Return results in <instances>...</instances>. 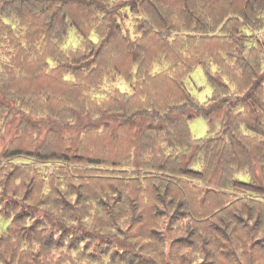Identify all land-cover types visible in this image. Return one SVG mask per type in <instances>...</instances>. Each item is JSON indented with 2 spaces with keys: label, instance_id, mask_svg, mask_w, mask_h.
<instances>
[{
  "label": "trees",
  "instance_id": "trees-1",
  "mask_svg": "<svg viewBox=\"0 0 264 264\" xmlns=\"http://www.w3.org/2000/svg\"><path fill=\"white\" fill-rule=\"evenodd\" d=\"M90 1H97L103 8L111 3L0 0V30L11 47L9 61L0 66V155L34 157L46 163L61 161L68 166L59 167L53 174L51 195L46 200L47 195L39 194L36 205L68 206L66 214L60 207L57 217H51V223L63 232L59 246L83 252L86 244L101 241L100 230H91V226L95 227L89 221L94 205L103 202L99 197L114 187V218L121 220L128 214L131 220L127 229L117 221L111 226L121 244L101 241L102 244L124 249L127 243L132 247L127 254L142 256L145 252L153 258L160 250L155 248L154 230L145 227L146 221L160 222L161 216H170V224L174 225L169 226L170 237L175 233L173 229L186 232L190 227L195 235H206L208 246L221 244L224 254H211L206 249L201 252L206 258L222 255L225 264H264L259 262L261 255H253L244 242L238 249L227 248V222L217 218L233 206L242 214L249 205H260L237 198L236 190L264 195V67L256 59L248 60L260 47L254 32L264 29V0H175V4L170 0H140L145 16L143 34L133 39L124 35L123 26L113 16L105 20L107 26L97 24L98 42L86 37L87 29L77 20L80 14L76 13L74 19L69 12L70 7L81 11L79 5L90 10ZM125 7L131 8V4ZM111 8L120 9L116 5ZM173 12L182 18L178 20L179 27L184 26L180 35L171 34L175 29L169 19ZM134 13L137 14L135 6ZM8 19L18 25L5 22ZM152 27L169 34L157 35ZM73 28L85 39L78 48L64 50L58 36ZM192 32L203 36H193ZM115 35L118 39L114 41ZM184 43L186 50H178L176 45ZM191 43L203 45V51L187 47ZM112 48L119 50L107 51ZM239 52L245 53L247 62L241 58L243 66L238 59L229 62ZM156 62H164L165 69L155 71ZM236 63L237 67L229 66ZM199 66L206 71L213 90L212 97L204 103L192 95L182 77ZM106 77L114 83L123 78L131 84L130 91L116 89L95 108L77 95ZM244 78L250 82L247 84ZM41 110L47 112L46 116H39ZM85 111L90 115L96 112L100 121H91ZM200 117L206 119L210 131L197 139L189 124ZM59 126H64V135L56 133ZM78 165L112 169L107 174L113 169L123 172H112L117 173L115 177L84 175L77 179L73 174L77 169L71 167ZM61 172L66 174L62 180L56 177ZM240 172H246L250 182L237 179ZM129 177L132 178L128 180ZM61 190L65 191L62 203L51 201L52 194L58 196ZM35 194L36 189L30 190L24 199L27 204L22 206L28 210L35 207L28 204ZM183 215L189 218L187 223L177 226ZM198 217L202 219L198 221ZM61 219L77 228L70 232L69 227L63 229ZM66 238H70L69 246L65 245ZM178 244L182 243H172L168 252L164 249L166 264L189 261L182 254L183 247L178 253ZM192 264L198 262L194 260ZM209 264H216L215 260Z\"/></svg>",
  "mask_w": 264,
  "mask_h": 264
},
{
  "label": "rangeland",
  "instance_id": "rangeland-1",
  "mask_svg": "<svg viewBox=\"0 0 264 264\" xmlns=\"http://www.w3.org/2000/svg\"><path fill=\"white\" fill-rule=\"evenodd\" d=\"M109 1L111 2L109 5H103L105 8H103L102 5L97 1H90L87 3L91 6L90 10H87L84 6L79 5L81 11H78L75 7H70L69 12L72 17L74 16V19L76 13L80 14L77 20H80V23L84 25L85 29H87L88 33L86 34V37H90V39L95 42H98L100 38L96 34V30L99 27L97 24L107 26V21L105 20H107L108 17L112 19L113 16H117V20L123 26L124 35H130L132 39L140 37L143 34L144 29V23L142 20H145L142 9L144 7H142L140 0ZM170 3L175 4L176 1L170 0ZM127 4H131V8H126L125 5ZM114 5L120 9L115 10L111 8ZM134 6L137 14L134 13ZM101 10H103L104 13H102ZM169 19L173 20L171 24H173V27H175L171 34L180 35L181 33L179 31L184 30V26L179 27L180 23L178 20H182V18L173 12ZM154 20L158 21L157 17H154ZM113 21L115 22L116 19ZM5 22L11 23L14 26L18 25L13 19L5 20ZM57 23L59 26L61 25V22L58 21ZM152 30L157 33V35L169 34V32L165 29L161 30L156 27H152ZM2 34L3 33L0 30V66L1 64L9 61L7 54L11 48L9 46L8 38L4 37L5 34ZM254 34L259 39L260 47L257 53L253 54L255 56L252 60L250 55L246 56H248V60L250 61L256 59L258 63L264 67V29L259 32H254ZM192 35L199 37L201 34L199 35L192 32ZM47 36L49 37V35ZM202 36L203 35H201V37ZM84 39L85 38L83 36L81 37L75 28L70 29L66 35L59 34L58 36L60 47L64 50L78 48ZM117 39L118 35H115L112 38L114 41ZM176 46L178 47V50H186L185 43L177 44ZM201 46L203 45L191 43L187 47L196 48L198 52H201L203 51ZM115 50L119 49L112 48L111 50L107 51ZM244 54V52L234 53L231 59H229V62H237L238 59L240 61L238 64L243 66L241 64V58H243ZM243 59L244 62H247L245 58ZM261 61L263 62L262 64ZM156 64L157 65L154 67L155 71L165 69L164 62L161 64L156 62ZM229 66L237 67V63L234 66ZM213 70H215V68H213ZM262 72L264 73L263 69ZM239 73L240 70H238L237 75ZM182 77H184L183 81L185 85H187L192 95L199 102L204 103L212 97L213 90L208 82L206 71L202 67H196L189 75L183 74ZM244 79L247 80V84L250 82L248 78ZM115 82L116 83H114L110 77H106L100 82V84H97L95 87L87 90H80L77 95H81L83 98H85L91 107H98V104L107 101L113 94V91L116 89H120L124 92L130 91L131 84L125 81L123 78H117ZM46 113L47 112L41 110L39 116H46ZM84 115L87 118H91V121L93 122L100 121V118L97 116L96 112H93V114L90 115L89 111H85ZM57 121L62 122L64 120L58 119ZM189 127L192 136L197 139L206 137L210 131L208 122L203 117L196 118L191 121ZM63 128L64 126L57 127L56 133L59 135H64ZM67 132L69 133L71 130H68ZM64 166L66 165H63V162L61 161H49L46 163L39 162L34 157L18 156L15 158H4L0 155V264H70L72 262H74V264H166L168 262V258L164 249L168 252L169 246L176 241L182 243L177 245L178 253L183 247L182 254H185V256L189 258L188 262L183 263L182 261L183 264H192V261L194 260L198 262V264L202 262V260H204L203 264H209V261L212 260H215L216 264H225L223 262L224 257L222 255L214 259L211 257L206 258L204 253H201L205 252L207 249L211 252V254L215 252L224 254V250L221 251L220 248L221 244L218 242L217 245L212 244L208 246L206 241H204V237H206V235H198V233L195 235V231H192L190 227H188L186 232H178V228H175L173 229L175 233L170 237L169 226H174L170 224V216L165 219H163L161 216L160 222L154 219H148L146 221V226L145 224H139L142 227H149V230L151 231L154 230L153 233L155 234V240L153 242L156 244V250H160V252L154 255L153 258H149V254L145 252L142 256H133V254H127L126 251L132 248L127 243L124 249L119 247L116 249L111 247L109 244H102L101 241H112V244L115 246H117L116 244H121L120 238L114 235L116 231H113L111 226L117 221L119 224H122L125 229H127L129 220H131L128 214H125L121 220H116L114 218V214H116V208H114V206L115 200H117V198L114 197L116 196L114 193L116 191L115 189L117 188L113 189L114 187L111 189L107 188V190H105V195L99 197V200L103 202L100 205H94L95 207L93 210V215L91 221H89L93 222V226L95 227L93 229L91 226V230H100L99 232L102 234L100 235L101 241H92L86 244L82 250L83 252L75 250L72 251L68 247H60V236L63 234V232L61 233L59 229L51 223V217H57L56 213L60 212V207L61 210L66 214L68 212V206L62 204H57V206L60 207H56V205L53 204L48 207L36 205H38L39 194L47 195L44 197L46 200L49 195H51L50 192L52 191V183L50 178L57 172L58 169H60L59 167H68ZM87 166L89 165H78V167H71V169H77L74 170L76 172L73 173L76 174L77 179L85 178L84 175H86V177L92 178H107V176L115 177L117 176V173L112 172H123V170L120 169H113L110 174H107L108 172L106 171L112 169L108 170L105 167ZM85 168L92 169V171L86 172ZM65 175L66 174L64 172H61L59 173V176L56 177H60L59 179L62 180V178H65ZM120 176L122 179H127L122 175ZM130 178L132 177H129L128 180ZM236 178L250 182L246 172H240ZM122 184L123 183H121V186ZM80 185L81 184H78L79 187ZM95 188H97V185ZM118 188L121 190L123 189V187L120 186ZM34 189H36V194L34 195L35 198L33 201L28 202V204L35 205V207L28 210L22 205L27 204L24 201V199H26V194H28L30 190L34 191ZM59 190L60 189L58 188L57 191ZM83 191L86 190L84 189ZM124 192L128 195L127 189H124ZM58 193V196H56V194H52L50 200L53 202L59 201L62 203V193H65V191L61 190ZM236 193L237 194L235 196L237 198L249 199L260 205H249L242 214L238 213L239 211H236V207L233 206L230 208V211H228L227 214H222L217 217L218 219L225 218L227 222L225 231L230 241H226L224 244H226V247L229 249H235V247L238 249V247L242 246L244 242L247 245V249L253 251V255H261L262 259H259V262H264V195L248 193L244 192L243 190H236ZM120 195H122V192ZM55 198L57 199L54 200ZM3 211L6 212L5 216L1 214ZM24 215L27 216V219L25 220L23 219ZM188 219L189 218H187L186 215L181 216L178 220L177 226L186 224ZM199 219H202V217H198V221ZM61 221L65 223L63 229L66 227L70 228L69 232L72 230V228H77V226H72L69 222H64L62 219ZM149 221L152 222V225L149 223ZM162 228H166L168 230L167 233L166 231H163ZM69 239L70 238L65 239L66 246L70 245ZM237 239H241V241H238ZM54 242L56 244H54ZM188 245L190 246V249L187 247ZM185 248H188L189 250ZM96 251L101 252L98 254ZM89 252H92V255H87ZM242 260L245 259L242 258Z\"/></svg>",
  "mask_w": 264,
  "mask_h": 264
}]
</instances>
